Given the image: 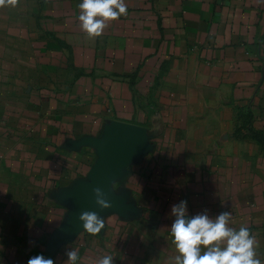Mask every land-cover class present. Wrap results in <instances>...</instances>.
Segmentation results:
<instances>
[{
    "label": "crops",
    "instance_id": "obj_1",
    "mask_svg": "<svg viewBox=\"0 0 264 264\" xmlns=\"http://www.w3.org/2000/svg\"><path fill=\"white\" fill-rule=\"evenodd\" d=\"M79 3H0V264H175L181 200L229 211L264 264V0H125L98 37ZM114 132L140 147L110 179Z\"/></svg>",
    "mask_w": 264,
    "mask_h": 264
},
{
    "label": "clouds",
    "instance_id": "obj_2",
    "mask_svg": "<svg viewBox=\"0 0 264 264\" xmlns=\"http://www.w3.org/2000/svg\"><path fill=\"white\" fill-rule=\"evenodd\" d=\"M78 9L80 27L89 37L100 36L109 21L127 14L125 0H80ZM94 194L100 209L111 207L99 188L94 189ZM186 205L187 201L181 200L171 208L175 219L170 232L178 252L175 264H262L249 229L241 226L237 230L229 226V211H223L215 218L206 213L189 217ZM79 220L83 229L92 234L100 233L104 228L103 218L95 211L82 212ZM78 259V250L67 252V264H77ZM27 264H55V259L41 253L30 257ZM97 264H113V257L104 255Z\"/></svg>",
    "mask_w": 264,
    "mask_h": 264
},
{
    "label": "water",
    "instance_id": "obj_3",
    "mask_svg": "<svg viewBox=\"0 0 264 264\" xmlns=\"http://www.w3.org/2000/svg\"><path fill=\"white\" fill-rule=\"evenodd\" d=\"M140 147V139H136L128 145L123 139H120L116 132L112 133L106 143L103 157V165L110 170L113 179L124 168L135 148ZM118 153L116 154V152Z\"/></svg>",
    "mask_w": 264,
    "mask_h": 264
},
{
    "label": "trees",
    "instance_id": "obj_4",
    "mask_svg": "<svg viewBox=\"0 0 264 264\" xmlns=\"http://www.w3.org/2000/svg\"><path fill=\"white\" fill-rule=\"evenodd\" d=\"M246 124H244L243 128H245ZM242 128H240L239 130H241ZM247 130H248V127H247ZM253 135L252 136H255L254 133H252Z\"/></svg>",
    "mask_w": 264,
    "mask_h": 264
}]
</instances>
